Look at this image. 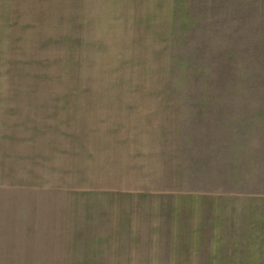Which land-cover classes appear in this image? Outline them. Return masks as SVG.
<instances>
[{"label":"rangeland","instance_id":"374dc122","mask_svg":"<svg viewBox=\"0 0 264 264\" xmlns=\"http://www.w3.org/2000/svg\"><path fill=\"white\" fill-rule=\"evenodd\" d=\"M61 1L0 67L66 115L0 185V264H264V0Z\"/></svg>","mask_w":264,"mask_h":264},{"label":"crops","instance_id":"0c3cea01","mask_svg":"<svg viewBox=\"0 0 264 264\" xmlns=\"http://www.w3.org/2000/svg\"><path fill=\"white\" fill-rule=\"evenodd\" d=\"M53 1L60 7L59 14L53 12L56 7ZM65 3L61 0H0V67H36L37 43L43 45L38 50L44 49L45 53L46 40L52 38L51 23L62 17ZM9 72L7 68L1 74L5 78L0 79V185L5 181L13 182L14 177L21 175L20 169L34 172L35 147L47 151L50 157L54 155L60 165L62 159L60 153L59 158L57 155L64 143L62 128L66 120V115L62 114L64 98L29 95L23 89L32 88L35 83L13 79L14 74ZM53 103L57 104L54 108ZM53 109L57 110L59 120H53ZM127 146L120 145V148L124 150ZM116 149L111 152L116 153ZM39 162L44 165L45 161Z\"/></svg>","mask_w":264,"mask_h":264}]
</instances>
